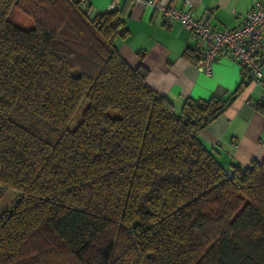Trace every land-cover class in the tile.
<instances>
[{"label":"trees","instance_id":"obj_1","mask_svg":"<svg viewBox=\"0 0 264 264\" xmlns=\"http://www.w3.org/2000/svg\"><path fill=\"white\" fill-rule=\"evenodd\" d=\"M84 2L0 0V264H264V159L200 136L250 75L176 110L118 52L125 5Z\"/></svg>","mask_w":264,"mask_h":264},{"label":"crops","instance_id":"obj_2","mask_svg":"<svg viewBox=\"0 0 264 264\" xmlns=\"http://www.w3.org/2000/svg\"><path fill=\"white\" fill-rule=\"evenodd\" d=\"M90 13L106 10L109 3L125 5L124 25L127 34L116 40L118 52L132 66L148 69L147 84L157 93L168 96L176 110L184 99L206 100L214 94L229 96L248 80L249 71L223 57L209 74L196 69L199 54L188 32L176 21L165 23L161 12L132 0H84ZM178 8L189 9L193 16L216 29L239 26L254 1L262 0H168ZM83 2V0H82ZM194 50L189 55L186 49ZM264 69V46L260 48ZM264 97V86L245 84L224 112L201 132L204 144L214 151L225 167L231 163L247 166L264 159V112L256 103Z\"/></svg>","mask_w":264,"mask_h":264},{"label":"built area","instance_id":"obj_3","mask_svg":"<svg viewBox=\"0 0 264 264\" xmlns=\"http://www.w3.org/2000/svg\"><path fill=\"white\" fill-rule=\"evenodd\" d=\"M132 1L158 9L165 23L176 21L188 32L200 54L195 63L199 72L209 74L216 61L230 57L238 67L249 71L252 84L264 86L263 62L259 54L264 46V0L254 1L241 24L233 29H216L205 20L195 18L189 9L178 8L168 0ZM115 2L109 3L107 8L117 7Z\"/></svg>","mask_w":264,"mask_h":264},{"label":"rangeland","instance_id":"obj_4","mask_svg":"<svg viewBox=\"0 0 264 264\" xmlns=\"http://www.w3.org/2000/svg\"><path fill=\"white\" fill-rule=\"evenodd\" d=\"M116 6L117 3L115 2ZM12 20L17 24H21V26L29 27L31 26V20L21 14L18 10H15L12 14ZM81 114V109H78L72 120L69 122V127L72 128L76 122L78 121ZM16 198V193L13 190H6L0 199V210L7 209L11 206L14 199ZM94 261L103 262V257L98 255L94 258Z\"/></svg>","mask_w":264,"mask_h":264}]
</instances>
